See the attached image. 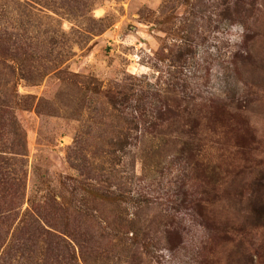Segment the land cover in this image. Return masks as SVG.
<instances>
[{"label": "rangeland", "instance_id": "374dc122", "mask_svg": "<svg viewBox=\"0 0 264 264\" xmlns=\"http://www.w3.org/2000/svg\"><path fill=\"white\" fill-rule=\"evenodd\" d=\"M64 2L55 19L15 11L2 23L38 43L18 83L33 97L18 111L27 198L65 187L69 203L87 201L81 228L98 230V250L73 242L75 264H264V0ZM54 31L61 53L43 75ZM116 88L129 89L122 107L136 118L112 163L102 150L126 126L109 116ZM168 112L179 119L157 118ZM79 178L116 188L118 206L79 193Z\"/></svg>", "mask_w": 264, "mask_h": 264}, {"label": "trees", "instance_id": "16d2710c", "mask_svg": "<svg viewBox=\"0 0 264 264\" xmlns=\"http://www.w3.org/2000/svg\"><path fill=\"white\" fill-rule=\"evenodd\" d=\"M60 2V0H0V264H75L73 242L83 252L88 244H91L95 250L99 247L93 235L98 230L90 224H84L81 228L82 217L89 218L87 201L69 203L65 187L59 186L46 191L42 196L27 198V134L19 119L18 111L33 107V103L29 101L33 97L21 95L18 91V83L20 77L27 78L23 74L25 60L38 59V43H32V37L22 33L10 32L4 25L5 21L2 23V20L6 19L10 13L15 16V11L19 16L46 15L55 19L50 12L59 14V8H69V2L66 3L63 0L61 5ZM19 31L21 32V28ZM54 32L49 37L47 35L42 44L47 45L43 48V50L46 49L45 56H40L47 64L43 75L57 65L59 53H61L55 51L58 31ZM84 84L89 86L81 87L82 89L91 90L87 81H84ZM105 98L111 109L109 116L126 123V126L119 124L110 129L106 143L109 149L102 150L106 156H114L111 158L113 163L116 161L115 154L118 151L124 152L127 147L130 131L135 128L132 124L136 116L132 112H126L122 107L126 105L125 101L131 100L129 89H111ZM166 114L159 113L157 118L174 120L171 118L174 116L179 119L178 114ZM177 123L179 125V121ZM147 131L145 129V132ZM185 132L196 133L192 128L181 129L178 136ZM75 143V146H78L80 141L77 139ZM198 149L201 152V149ZM201 162L204 163L203 160ZM113 166L106 169L110 176L116 170ZM91 180L94 181L93 178ZM76 181L78 183L76 187L80 188L79 193L96 195L99 199L118 206L119 194L116 188L96 187L90 180L83 178ZM196 208L200 216L204 217L207 205L201 199H196ZM204 222L207 223L208 228L216 230L219 228L215 221L205 220ZM109 227L110 232L107 236L116 237L117 227L115 225Z\"/></svg>", "mask_w": 264, "mask_h": 264}]
</instances>
